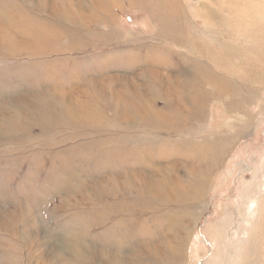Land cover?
Returning <instances> with one entry per match:
<instances>
[{
    "label": "rangeland",
    "instance_id": "rangeland-1",
    "mask_svg": "<svg viewBox=\"0 0 264 264\" xmlns=\"http://www.w3.org/2000/svg\"><path fill=\"white\" fill-rule=\"evenodd\" d=\"M2 1L0 264H264V0Z\"/></svg>",
    "mask_w": 264,
    "mask_h": 264
},
{
    "label": "bare ground",
    "instance_id": "bare-ground-1",
    "mask_svg": "<svg viewBox=\"0 0 264 264\" xmlns=\"http://www.w3.org/2000/svg\"><path fill=\"white\" fill-rule=\"evenodd\" d=\"M2 6H4V3H3L2 0H0V8H1ZM8 12H9V11H8ZM10 12H11V11H10ZM5 14H6V13H5ZM2 16H3V15H2ZM2 16H0L1 23L5 24L4 17H2ZM192 37H193V35L190 36V37H186V39H187V40H192ZM12 119H13V118H12ZM5 120H6V119H5ZM5 122H6V121H5ZM6 123H8V122H6ZM166 199H167V197H166ZM152 235H154V234H152ZM76 247H77V246H76ZM107 258H110V264L113 263V262H116L117 264H125V262L122 261V260H121L122 258H120L119 256H116V255H113V254H107Z\"/></svg>",
    "mask_w": 264,
    "mask_h": 264
}]
</instances>
